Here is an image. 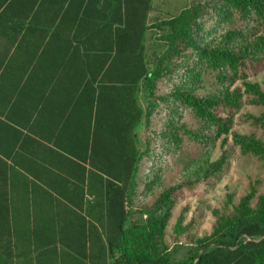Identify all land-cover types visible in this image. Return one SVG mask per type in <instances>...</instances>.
I'll list each match as a JSON object with an SVG mask.
<instances>
[{"label": "crops", "instance_id": "0c3cea01", "mask_svg": "<svg viewBox=\"0 0 264 264\" xmlns=\"http://www.w3.org/2000/svg\"><path fill=\"white\" fill-rule=\"evenodd\" d=\"M109 6L0 0V264L13 252L19 262L74 264L87 252L88 230L102 234V208L89 189H100V179L89 182L88 154L96 127L101 133L117 117L97 112L113 56L103 46V21L115 17Z\"/></svg>", "mask_w": 264, "mask_h": 264}, {"label": "trees", "instance_id": "16d2710c", "mask_svg": "<svg viewBox=\"0 0 264 264\" xmlns=\"http://www.w3.org/2000/svg\"><path fill=\"white\" fill-rule=\"evenodd\" d=\"M111 3L115 17L104 20L102 26L103 46L113 53V56L107 55L106 60L112 59V66L109 63L103 68L104 100L102 103L98 101L97 112L112 109L117 112V117L111 124L104 122L101 133L96 127V132L89 137L88 154L91 167L89 182L93 177L100 179V189L91 184L89 189L96 198V206L102 208V234L100 236L97 231L94 236L95 231L88 230L87 241L90 240V244L87 252L81 253L80 260L74 264H264V199L255 211L241 215L211 240L198 243L195 249L189 250L187 257L177 261L164 249L162 236L179 187L162 190L150 207L142 208L140 213L147 219L136 217L130 210L135 176L143 153L138 147L136 130L157 105V81L169 72V63L174 57L180 56L178 62L186 64L192 60H203L208 69L217 71L219 76L223 77L222 74L228 72L238 78H245L250 68L258 63V58L243 56L235 49L201 46L188 26L194 13L201 16L199 7L194 10L193 6L190 13H181L164 23L171 29L166 34L168 45L165 54L155 57L150 63L146 54V34L154 26L149 23L152 0H103L104 12L110 10ZM221 14L231 22H252L264 32V0H222L220 13H209L205 24H218ZM235 37L236 31L230 30L225 39L232 41ZM187 48L195 55L183 54ZM111 80L117 85L105 87V83ZM114 90L116 96L112 100L105 98V93ZM173 97L184 103L196 118L223 133L232 128L240 109L238 96L227 100H206L177 92ZM142 99L146 106L141 103ZM177 135H172L176 145ZM182 135L193 140L200 137L187 128L182 129ZM222 162L215 164V170L221 168ZM93 238L97 239V244L101 243V261L94 260ZM97 251L99 253L98 248ZM4 264L67 263L57 260L45 262L36 257L19 262L13 252L8 254Z\"/></svg>", "mask_w": 264, "mask_h": 264}, {"label": "rangeland", "instance_id": "374dc122", "mask_svg": "<svg viewBox=\"0 0 264 264\" xmlns=\"http://www.w3.org/2000/svg\"><path fill=\"white\" fill-rule=\"evenodd\" d=\"M193 6L194 10L199 7L201 16L194 13L188 26L201 46L235 49L259 61L245 78H238L228 72L219 76L203 60L186 64L178 62L180 56L174 57L169 72L157 81V105L136 130L143 153L130 210L147 219L140 210L150 207L162 190L179 187L162 236L164 249L176 261L241 215L255 211L264 199V32L252 22L224 19L225 13L218 24H205L209 13H220L222 0H153L149 23L154 26L146 34L147 59L151 63L165 54L166 34L171 29L164 23L190 13ZM230 30L236 31V37L226 41ZM190 53L195 55L190 49L183 52ZM177 92L206 100L238 96L240 109L232 128L223 133L199 120L173 97ZM141 103L146 106L143 99ZM183 128L196 132L199 139L182 135ZM174 133L178 134L177 145L172 140ZM221 160V168L215 170Z\"/></svg>", "mask_w": 264, "mask_h": 264}]
</instances>
